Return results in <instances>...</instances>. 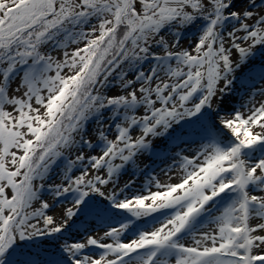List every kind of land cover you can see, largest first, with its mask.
<instances>
[{"label":"snow or ice","instance_id":"6c2138e0","mask_svg":"<svg viewBox=\"0 0 264 264\" xmlns=\"http://www.w3.org/2000/svg\"><path fill=\"white\" fill-rule=\"evenodd\" d=\"M258 57L264 0H0V264H264V66L237 76ZM112 80L123 94L102 93ZM144 155L179 182L126 195ZM81 217L119 224L61 239Z\"/></svg>","mask_w":264,"mask_h":264},{"label":"rangeland","instance_id":"374dc122","mask_svg":"<svg viewBox=\"0 0 264 264\" xmlns=\"http://www.w3.org/2000/svg\"><path fill=\"white\" fill-rule=\"evenodd\" d=\"M242 6L243 5L241 3H238L236 10H240V8ZM249 23H252V21H249ZM195 35H196V33H193V34L187 35L186 37H183V39L181 41V46L182 47H189L190 44L194 42L193 37ZM167 38L171 39V36H168ZM72 47L74 48L75 46H72ZM153 50H154V52H156L158 54L160 53L159 49L154 48ZM233 58L235 59V57H233ZM262 66H264V57H258L254 62L250 63L249 65H245L244 67H242L237 72V76H240L241 74H243V75H250V74L255 75L257 72H259L261 70ZM144 70L147 71V67H145ZM128 78H131V74L129 75ZM260 83H264V82H260ZM238 86L239 85H237V87ZM13 87H15V84L13 85ZM256 87L259 88L260 84L259 83L256 84ZM101 91L106 96H114V95H118V94H123V92L120 89L117 81H113L111 83V87L106 88V89H101ZM237 98H239V93L237 94ZM257 99L259 100L260 98L257 97ZM236 106L239 107V104H237ZM104 115L106 118L109 117V113L107 111L104 113ZM107 125H108V119L105 120V130L107 131L109 139H113L116 135V130L113 127L109 131ZM97 127H98V125L96 123H94L91 126H88L87 138L93 140V142H95V130ZM136 134H138V131L136 133H134V135H136ZM156 145H160L161 147H164V145L162 144L161 141H156L154 143V147ZM182 147L184 148L185 154L191 156L193 154V152L196 150V148L198 147V144H192L191 147H189L187 144H185V145H182ZM179 150H180L179 148L174 149V151H179ZM86 152H87V150H86ZM91 154H94V155L99 154V149H97L95 152H92ZM65 155L68 156L69 154L66 152ZM69 158H74V157L69 156ZM173 163H174V161L172 160L171 156H168V158L166 160H163V161L160 159L154 160V158L149 157L148 155L138 157L137 164L139 165V170H135V172H136L135 176H133L134 169H132L130 167L125 174L121 175V177L118 181V184L120 187H123L124 184L126 182H128L130 179L134 180L132 187L130 189H128L125 193L128 196H132L133 194H140L141 191L144 188H146V186L149 183V176L152 174H154L162 183H164V182H166V183H177V182H179V179L181 176V172H180L179 167H178V162H177V166L174 167L172 169V171L168 173V175H165L164 171H162V169L168 168V166L173 164ZM146 165L148 166L147 168L145 167ZM62 169H63L62 164H58L56 166L55 171L53 173H51V178L46 182V187L48 184H59L62 182L61 181V177L63 174ZM80 171H81V169L74 170V175H80ZM145 173H148V175H146ZM169 177H171V179H169ZM151 190L156 191L157 189L153 185L151 187ZM143 194H147V193L144 192ZM43 197H44V199L48 200L50 203L53 200L51 195L47 192H45L43 194ZM61 199H63V198H61ZM97 199H99V198H97ZM68 206H71L70 201L62 203V204H57L55 206V210L50 211L49 214H52V215L59 217L63 208L68 207ZM33 207H38V204H34ZM119 215L123 216L126 214L121 213ZM155 215H159V214H155ZM118 224H119V218L111 221L110 223H105V222H102L98 219H93L91 217H88V218L81 217L79 220H77L75 222V224H73V226L70 230L65 231V233L63 234L61 239H68L69 241H73V240L80 241V240L86 239L87 235H89V234L102 236L103 232L105 230H107L108 227L118 226ZM135 224H138L141 227H147L150 230L151 227L153 226L152 217L142 218L141 220L135 221ZM156 226H158V225H156ZM93 227H99V229L96 230L95 232L87 233L88 230H90ZM208 230H209L208 228H202L201 229V231H208ZM132 238H133L132 233H126L122 237V240L124 242H127L128 240H130ZM185 242L190 244L191 239L188 238ZM59 243H60V240L47 239L43 242L40 240H37L36 244L41 245L42 248L47 249L48 252H56L57 251L56 245H58ZM95 251L98 252L99 250H95Z\"/></svg>","mask_w":264,"mask_h":264},{"label":"trees","instance_id":"16d2710c","mask_svg":"<svg viewBox=\"0 0 264 264\" xmlns=\"http://www.w3.org/2000/svg\"><path fill=\"white\" fill-rule=\"evenodd\" d=\"M193 33H195V32H194V31H191V30L186 31V32L183 33V37H186L187 35H190V34H193ZM153 51H154V50H153ZM148 63H149V62H145L144 68L147 67L146 65H147ZM110 80H111V78H110ZM113 81H115V80H112V82H113ZM94 123H95V122L90 121L89 124H88V126H91V125H93ZM35 243H37V241H36ZM29 249H30L33 253H35V252H37V251L39 250V249H37L36 247L32 246L31 243H29V244H27V245H24V246L22 247V249H18V252H20V251L27 252V251H29ZM17 258H18V259H21V260L27 259L26 256H22V255H21V256H18Z\"/></svg>","mask_w":264,"mask_h":264},{"label":"bare ground","instance_id":"6f19581e","mask_svg":"<svg viewBox=\"0 0 264 264\" xmlns=\"http://www.w3.org/2000/svg\"><path fill=\"white\" fill-rule=\"evenodd\" d=\"M98 229H99V227H93V228H91L90 230H88L87 233L95 232V231L98 230Z\"/></svg>","mask_w":264,"mask_h":264}]
</instances>
